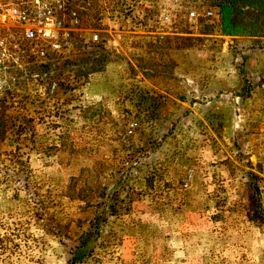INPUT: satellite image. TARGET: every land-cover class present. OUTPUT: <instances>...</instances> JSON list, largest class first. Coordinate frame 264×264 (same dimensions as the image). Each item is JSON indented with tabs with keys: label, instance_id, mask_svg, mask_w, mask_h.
Here are the masks:
<instances>
[{
	"label": "rangeland",
	"instance_id": "obj_1",
	"mask_svg": "<svg viewBox=\"0 0 264 264\" xmlns=\"http://www.w3.org/2000/svg\"><path fill=\"white\" fill-rule=\"evenodd\" d=\"M220 1L70 0L59 50L0 28V264H66L99 211L78 264H264V36Z\"/></svg>",
	"mask_w": 264,
	"mask_h": 264
},
{
	"label": "built area",
	"instance_id": "obj_2",
	"mask_svg": "<svg viewBox=\"0 0 264 264\" xmlns=\"http://www.w3.org/2000/svg\"><path fill=\"white\" fill-rule=\"evenodd\" d=\"M69 2L70 0H0V28L13 25L18 40L28 44L31 49L48 47L59 50L61 42L58 36L66 28L62 15ZM203 13L208 18L214 16L210 8L205 9ZM190 14L194 16L196 13L191 11ZM6 40L0 37V66L8 57L15 62L19 58L18 55L13 57L9 54ZM11 45L13 48L19 46L17 43ZM2 85L0 77V93ZM134 126L135 123L130 124V128Z\"/></svg>",
	"mask_w": 264,
	"mask_h": 264
},
{
	"label": "trees",
	"instance_id": "obj_3",
	"mask_svg": "<svg viewBox=\"0 0 264 264\" xmlns=\"http://www.w3.org/2000/svg\"><path fill=\"white\" fill-rule=\"evenodd\" d=\"M245 1L248 0H221L219 5L221 8V26L222 29L226 32H239L240 34H248L253 36L262 35L264 36V19L261 20V24L259 23L256 25L255 22L249 21V24H246V22H241L240 19L248 17L245 13L247 10H244L243 7H241V3H245ZM252 6H255L258 15L256 17H260L264 15V0H251ZM240 18V19H238ZM263 33V34H260ZM261 43L264 41H260ZM259 49H264V44L259 45ZM252 49V48H251ZM248 56H242V62L239 64L240 72L242 71V80L243 85L246 87L248 86V79L243 74L245 72L246 68V62H247ZM245 92L239 94L242 98L248 96L249 94V88H244ZM252 174V173H250ZM256 177V176H255ZM256 186V185H255ZM256 190L260 192L259 188L256 186ZM113 209V207H110ZM254 208L258 210L257 216L254 218L252 214H250L251 219L258 220L259 222L264 224V207L261 203L260 198H258L257 203H255ZM103 218V219H102ZM103 211L97 212L92 221L90 222L89 228L87 231L83 232L77 239L76 245L70 249V257L67 260L66 264H78L81 262L85 256L89 254L91 251V248L94 244V242L97 240L98 236L101 233L102 228V220L104 221Z\"/></svg>",
	"mask_w": 264,
	"mask_h": 264
},
{
	"label": "crops",
	"instance_id": "obj_4",
	"mask_svg": "<svg viewBox=\"0 0 264 264\" xmlns=\"http://www.w3.org/2000/svg\"><path fill=\"white\" fill-rule=\"evenodd\" d=\"M264 55V49L263 50H261V51H258V52H256V54L254 55V58H255V56H257V57H261V56H263ZM257 57H256V59H257ZM250 59L251 61H256L255 59ZM239 65V64H238ZM255 67H256V69H257V72H256V70H255V72H256V74L258 75V73H260L261 74V71L260 70H263L264 69V60H263V62H262V60H259L258 59V61H256V64L254 65ZM239 69V68H238ZM255 72H254V69H253V76L255 75ZM253 78V77H252ZM262 85L264 86V84L262 83ZM257 89V88H256ZM251 94L252 93H250L248 96H246V99L248 98V97H250L251 96Z\"/></svg>",
	"mask_w": 264,
	"mask_h": 264
}]
</instances>
